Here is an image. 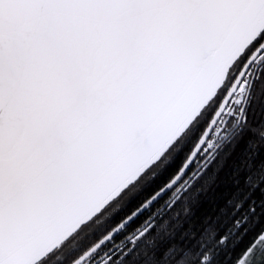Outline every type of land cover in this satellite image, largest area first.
I'll return each instance as SVG.
<instances>
[{
    "label": "snow or ice",
    "instance_id": "1",
    "mask_svg": "<svg viewBox=\"0 0 264 264\" xmlns=\"http://www.w3.org/2000/svg\"><path fill=\"white\" fill-rule=\"evenodd\" d=\"M258 120L264 0H0V264H264Z\"/></svg>",
    "mask_w": 264,
    "mask_h": 264
},
{
    "label": "trees",
    "instance_id": "2",
    "mask_svg": "<svg viewBox=\"0 0 264 264\" xmlns=\"http://www.w3.org/2000/svg\"><path fill=\"white\" fill-rule=\"evenodd\" d=\"M256 124L258 129L264 130V120H258Z\"/></svg>",
    "mask_w": 264,
    "mask_h": 264
},
{
    "label": "clouds",
    "instance_id": "3",
    "mask_svg": "<svg viewBox=\"0 0 264 264\" xmlns=\"http://www.w3.org/2000/svg\"><path fill=\"white\" fill-rule=\"evenodd\" d=\"M213 231V229L211 228V226L209 227V232L211 233Z\"/></svg>",
    "mask_w": 264,
    "mask_h": 264
}]
</instances>
